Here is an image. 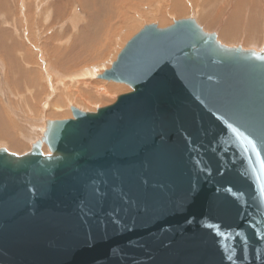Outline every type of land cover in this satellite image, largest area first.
<instances>
[{
    "label": "water",
    "instance_id": "1",
    "mask_svg": "<svg viewBox=\"0 0 264 264\" xmlns=\"http://www.w3.org/2000/svg\"><path fill=\"white\" fill-rule=\"evenodd\" d=\"M39 146L0 150V264H264V54L147 25Z\"/></svg>",
    "mask_w": 264,
    "mask_h": 264
},
{
    "label": "bare ground",
    "instance_id": "2",
    "mask_svg": "<svg viewBox=\"0 0 264 264\" xmlns=\"http://www.w3.org/2000/svg\"><path fill=\"white\" fill-rule=\"evenodd\" d=\"M23 1L25 2L26 6L24 7V9L22 8L21 28L19 27L21 30L18 29V31L17 30L8 31L6 28H4L3 30L2 28L0 29V56L2 60H4V62H2L1 65L3 67V68L1 67L3 69V72L0 71V76L1 74H5V78H7L6 82L8 83V86L10 85L12 87L14 86L18 88V90L17 89L11 90L12 88L9 87V90L16 92L13 93V97H10L11 103H9V99L6 101L7 98L6 95H5L6 97L3 98V101H0V150H6L11 155H14L16 157H21L27 155L35 147L39 146L41 148V152L43 155H51V152L48 149L45 142L49 129L51 128L52 122L58 121V118H62L61 120L73 119V114H72V109H74V106L72 105L73 103L75 106H79L82 108L83 106H81V104L85 105V103H89L88 101L89 99L96 98L98 99V101L99 100L103 101V98L108 97L111 91L123 89V86H126L123 84L121 85L119 83L117 84L115 83L116 85H114V83H111V81H109L107 82L108 85H105L106 87L102 85V87L99 86V88L97 87L91 88L92 86H90L89 82L85 81V79L87 80V78H89V80L90 78L91 79L99 78L100 75H102L106 70H108L106 68L105 71L102 74H100L99 72H97V69L99 70L98 66L100 65L99 64L95 65L97 62L103 59L105 52L107 51L108 44L110 42V38L111 36H113V34L109 36L107 35L108 33L107 30L105 29L107 23L102 22L101 18L104 19L105 14L110 15L111 13L112 14L115 13L118 17V20H116L117 18H115L116 20L115 24L119 26L118 27L119 29L128 21L131 22L130 12L134 11L137 7H139L140 4H143L144 2L147 3V1L149 2V0H122L121 2H123V4L126 3L125 6L123 5L124 10H120L119 8H117V6L113 5L112 11H110V6L112 5V3L114 4V0H107V2H105L104 0L103 1L76 0V2L80 5L81 10L88 12L87 17L91 16L89 18V22H87L86 25L83 27L81 33L78 32L77 34H73V33L67 34L69 31L65 33V30L61 31L60 29V32H57L56 35L53 33L54 35H51L50 37L48 36L45 40L43 39L44 40V41L42 40L43 42L41 41L40 43H36L39 44V46H36L34 43L35 41L33 38V31L31 26V23L33 21L30 16L31 15L30 2L29 0L27 1L23 0ZM68 1L69 0L65 1L66 5ZM237 1H239L240 3L242 2L241 0H237ZM246 1L248 2V0ZM252 1L250 2L252 3ZM250 2H248V5L251 4ZM163 3L164 1L161 2L162 5ZM45 4H48V1L45 2ZM51 4L53 3L50 1V5ZM116 4L118 5V3ZM255 4L256 3L253 4L252 6L253 8L256 7L254 6ZM219 5H218V9H219ZM244 5L245 6L243 8L245 9V7H247V4H245L244 2ZM157 6L155 7L156 10H158ZM171 6L172 7L170 9H173V13L177 15V17H182L183 15H186L185 14L186 9L184 8L183 4H181V1L171 0ZM50 7L52 8V6ZM250 8L251 7H249L248 9ZM156 10L148 12V14L151 15ZM244 12L246 11L244 10ZM72 13L73 14L72 16L70 15L71 17L69 19L71 28L81 24V22L84 19L83 15L77 13V11H72ZM55 14H56L55 16H60L61 11L57 9L55 11ZM160 14L161 17L159 21L163 22L164 15L162 14V10L160 11ZM232 14L229 17L227 24V28H229V30H226L225 26L224 29L222 28V30H219L222 24L220 25L218 22H216L220 26L217 28V34H214L216 36L217 42L229 48H234L232 46L235 45V43L237 42L236 40H238L239 42L240 41L239 37H242L239 36L238 34V30H239L238 24L240 22H242V26L240 24L241 28L246 32L248 31L243 26L245 23H247L244 17L245 14L241 16L237 14H233V15ZM257 16L260 19L259 11L256 7L251 12V17L249 18L251 20H248V22L250 21L249 23L252 22V25L250 24L249 27L250 31H248L250 34L247 32L249 37L246 38V41L250 42L248 47L256 48L259 46L263 49L262 51H264V47L260 45H256L254 40L257 39L258 33L256 34V31H257V27H260L259 23H261V27L264 25V22L262 25L261 19L260 20L258 19L259 21L257 20L256 18ZM200 18H202V20ZM200 18L198 20H201L204 23L203 25L199 21H197V18L196 19L194 18V20L202 28L203 32L207 34V31L209 32L212 29L213 22L215 21L211 20L209 21L210 22L209 23L206 21L208 17H204L206 19H203V17ZM238 18L240 19V21H238ZM235 21H237L238 24L235 23ZM249 23L247 24L249 25ZM209 24L210 26H206ZM102 25L103 26L106 25V26L103 27ZM55 30H57V28ZM48 31L50 30L48 29L46 33H48ZM15 33L17 34L21 33V35L23 36L22 40L19 43L14 38V36L16 35ZM100 34L104 35L105 38L102 37ZM42 35H47V34H42ZM37 36L36 39H38ZM99 38H103L105 43L102 45V48H99L95 51V48L93 47L94 45H92V43H94V41L96 40L98 41ZM23 42L25 43L23 44ZM243 47H245V45H243ZM90 61L92 62L97 61V62L92 66L90 65L88 66L87 63H90ZM102 68L104 67L102 66ZM0 82L3 81L0 80ZM90 88L93 89V91H91ZM19 90L24 91L25 95L21 97V95L18 94L20 92ZM70 90L71 93H69ZM0 91L1 94H6L5 92L6 89L4 90L3 87L0 88ZM61 94H65V95H61ZM19 102L21 104L22 102L27 103L25 105L26 108H22ZM91 102L89 106H91ZM59 103L64 104V107L65 104H67L68 106L67 109L71 114L63 113L65 108L60 106ZM16 106L17 109L15 108ZM83 112L86 111L83 110ZM92 113H94V111ZM50 118H57V119L52 120ZM5 126L7 127L4 128Z\"/></svg>",
    "mask_w": 264,
    "mask_h": 264
},
{
    "label": "rangeland",
    "instance_id": "3",
    "mask_svg": "<svg viewBox=\"0 0 264 264\" xmlns=\"http://www.w3.org/2000/svg\"><path fill=\"white\" fill-rule=\"evenodd\" d=\"M27 1V0H26ZM48 1V4H45V2ZM50 1L53 3L50 5ZM64 1V2H62ZM29 0L30 2V12H31V18H32V23H31V26H32V31H33V38H34V43L36 46H39V44H36V43H40L43 39L45 40L48 36L50 37L51 35H56L57 32H60V29L61 31L65 30V33L67 31H69L67 34H77L78 32L81 33V31L83 30V27L86 25L87 22H89V18L91 16H88L87 17V14L88 12L84 11V10H81V7L80 5L76 2V0H69L67 5L65 4V1L66 0ZM101 1V0H100ZM103 1V0H102ZM105 2H107V0H104ZM120 1V2H119ZM122 0H114V4L112 3V5L110 6V11H112L113 9V5L114 6H117V8H119L120 10H124V7L123 5L125 6L126 3L123 4V2H121ZM156 1V3H155ZM164 1L163 5L161 4V2ZM177 1H181V4H183L184 8L186 9V15H183L182 17H177V15H175L173 13V9H170L172 6H171V0H149V2L147 1L144 2L143 4H140L139 7H137L134 11L130 12L131 14V22L128 21L127 23H125L124 21V25L121 26L119 29H118V25L115 24L116 23V20H118V17L115 13H109L110 15H104V19L101 18L102 22L104 23H107L105 26V29L107 30V35H111L113 34V36H111L110 38V42L108 44V47H107V51L105 52V55L103 57V59L99 62L97 61H90V63H87V65L89 66H92L94 65L96 62L95 65H102L104 68H102V66H98L99 67V70L97 69V72H99L100 74H102L105 69H110L111 65L113 64V62L116 60L119 52L124 48V46L126 45V43L135 35L137 34L142 28H144L145 26L147 25H158L157 27L158 28H166L168 26H171L173 25V23L175 21H178V20H184V19H193L194 18L196 19L197 18V21H199L202 25L204 24L201 20L202 18L200 17H203V19H206L204 17H208L207 18V22L209 21H215L213 22V25H212V29L208 32L207 31V34H217V28L220 26L219 30H222V28L224 29V26H225V29L226 30H229V28H227V24H228V19L229 17L231 16V14H237V15H244L245 19H246V22H248V20H251L249 19L251 17V12L253 11V9H255L257 7L258 11H259V16H260V19H261V22H262V25H263V22H264V0H248V2L252 1V3H256L254 6L256 7H252L253 4L249 3L250 5H248V2L245 0H241L242 2L240 3L239 1L237 0H177ZM72 2V3H71ZM244 2L245 4H247V7H245V9L243 8L245 5H244ZM4 3V4H3ZM116 3L119 4H122V5H117ZM220 5H219V4ZM239 3V4H238ZM116 4V5H115ZM158 4V6H157ZM162 6H161V5ZM222 4V5H221ZM241 4V5H240ZM0 29L2 28V30L4 28H6L8 31H12V30H21V17H22V8L24 9V7L26 6L25 5V2L23 0H0ZM32 5V6H31ZM154 5V6H153ZM214 5V6H213ZM218 5H219V9H218ZM240 5V6H238ZM34 6V7H33ZM52 6V8L50 7ZM65 6V7H64ZM158 7L156 10L155 7ZM222 6V7H220ZM6 7V8H5ZM64 7V8H63ZM112 7V8H111ZM164 9H163V8ZM188 7V8H187ZM215 7V8H214ZM230 7V8H229ZM249 7H251L250 9H248ZM2 8V9H1ZM34 8V9H33ZM161 8V9H160ZM234 8V9H233ZM253 8V9H252ZM59 10L61 11V15L63 13V15L61 16H55V11L56 10ZM77 9V10H76ZM193 9V10H192ZM217 9V10H216ZM246 12H244V10ZM68 10V11H67ZM156 10L155 12H153V14L149 15L148 12H151V11H154ZM162 10V14L164 15V21L161 22L159 21L160 17H161V14H160V11ZM165 10V11H164ZM234 10V11H233ZM21 11V13H20ZM72 11H77V13L83 15L84 19L83 21L81 22V24L77 25L76 27H73L71 28V24H70V17L72 16ZM79 11V12H78ZM85 14H84V12ZM165 13H164V12ZM212 11V12H211ZM217 11V12H216ZM233 11V12H232ZM237 11V12H236ZM195 12V13H194ZM206 12V13H205ZM232 12V13H231ZM250 12V13H249ZM139 14V15H138ZM148 14V16H147ZM191 14V15H190ZM232 14V15H233ZM248 14V15H247ZM38 15V16H37ZM71 15V16H70ZM129 15V16H130ZM197 15V16H196ZM227 15V16H226ZM189 16V17H188ZM224 16V17H223ZM63 17V18H62ZM107 17V18H106ZM112 17V18H111ZM136 17V18H135ZM154 17V18H153ZM184 17V18H183ZM188 17V18H187ZM192 17V18H191ZM109 18V19H108ZM115 18H117L115 20ZM181 18V19H180ZM201 19V20H198V19ZM225 18V19H224ZM241 18V17H240ZM254 18V17H253ZM257 20L259 19V17L257 16L256 17ZM108 19V20H107ZM114 19V20H113ZM136 19V20H135ZM151 19V20H150ZM255 19V18H254ZM259 19V20H260ZM20 20V21H19ZM43 20V21H42ZM110 20V21H109ZM227 20V21H226ZM258 20V21H259ZM100 21V22H101ZM238 21H240V19L238 18ZM242 21V20H241ZM42 22V23H41ZM51 22V23H50ZM111 22V24H110ZM218 22V23H216ZM245 22V21H244ZM14 23V24H13ZM61 23V24H60ZM64 23V24H63ZM69 23V24H68ZM210 23V22H209ZM235 23H237V21H235ZM245 23L243 26L246 28V30L250 31V24L252 25V22L249 23V25ZM20 24V25H19ZM42 24V25H41ZM208 24V23H206ZM224 24V25H223ZM238 24V23H237ZM242 26V22H240L238 24L239 26V30H238V34L239 36H242V37H239L240 41L238 42V40H236L237 42L235 43V45H233L232 47H240L241 49L243 50H246V51H253L255 53H263L264 54V51H262L263 49L261 47H248V45L250 44L249 41H246V38H248V34L245 30H243L241 28ZM55 25V26H54ZM63 25V26H62ZM113 25V27H112ZM260 27H257V31H256V34L258 33L257 35V39H254L255 40V44L256 45H260L262 47H264V25L261 27V23H259ZM10 28H9V27ZM44 26V27H43ZM47 26V27H46ZM54 26V27H52ZM89 26V25H88ZM110 26V27H109ZM116 26V27H114ZM206 26H210L209 25H206ZM20 27V28H19ZM46 27V28H45ZM50 27V28H48ZM52 27V28H51ZM70 27V28H69ZM125 27V28H124ZM131 27V28H130ZM248 27V28H247ZM38 28V29H37ZM57 28V30H55ZM81 28V29H80ZM116 28V29H114ZM5 29V30H6ZM49 29L50 31L47 32V30ZM53 29V30H52ZM112 31H111V30ZM121 29V30H120ZM128 29V30H126ZM44 30H45V33H44ZM55 30V31H54ZM73 30V31H71ZM114 30V31H113ZM218 30V31H219ZM40 32V33H39ZM76 32V33H75ZM114 32V33H113ZM211 32V33H210ZM51 33V34H50ZM54 33V34H53ZM120 33V34H119ZM249 33V32H248ZM16 35L14 36V38L16 39V41L19 43L23 36L20 34H17L15 33ZM42 34H47V35H42ZM117 34V35H115ZM237 34V35H238ZM250 34V33H249ZM39 37H38V36ZM102 37H104V35L100 34ZM35 36V37H34ZM36 36L38 39H36ZM100 36V37H101ZM42 37V39H41ZM105 38V37H104ZM261 38V39H260ZM228 39V38H227ZM236 39V38H235ZM242 39V40H241ZM43 40V41H44ZM106 40V39H105ZM37 41V42H36ZM42 41V42H43ZM103 41V42H102ZM79 42V41H78ZM76 42V43H78ZM102 42V43H101ZM226 42V41H225ZM242 42V43H241ZM25 42H23L24 44ZM105 43V41L103 40V38H99V40L97 41H94V43H92V45H94L93 47L95 48V51L99 48H102V45ZM107 43V41H106ZM239 44V45H238ZM247 44V45H246ZM243 45H245V47H243ZM117 48V49H116ZM1 58V56H0ZM106 61H105V60ZM2 60V58L0 59ZM2 62H4V60L0 61V71L3 72V67L1 66L2 65ZM2 67V68H1ZM97 67V68H98ZM5 72V71H4ZM4 79V80H2ZM6 79L5 78V74H1L0 76V80L3 81V82H0V88L3 87V89L5 90L6 89V94H1L0 93V101H3V98L7 96L6 98V101L9 99V103H11V100H10V97H13V93H16L14 91H11V90H18L17 87H12V86H8V83L6 82ZM86 82H89L90 86H92L91 88H99L105 85H108L107 80H103V79H100V78H94V79H91L89 80V78H87V80L85 79ZM6 83V84H5ZM111 83H114V85H116L117 83L116 82H112ZM116 83V84H115ZM5 84V85H3ZM121 84V83H119ZM122 85V84H121ZM125 85V84H123ZM6 86V88H5ZM9 87L12 88L11 90H9ZM106 87V86H105ZM126 87V88H125ZM71 88V87H70ZM91 91H93V89H91ZM8 89V90H7ZM88 89V88H87ZM20 91V90H19ZM60 91V90H59ZM86 91V90H85ZM131 91V88L129 86H123V89H118V90H114V91H111L109 93V96L106 97V98H103V101H98V99H89V103H85L84 104H81V106H83L82 108L79 107V106H75L74 103L72 104L74 106V109H77V110H80L83 112L86 111V112H96L97 109L99 108H102V107H105V106H108V105H111L113 104L115 101H116V98L119 96V95H122V94H126L128 92ZM1 92V91H0ZM9 92V93H8ZM4 93V92H3ZM71 93V90L70 92ZM19 95L24 96V91H20L18 93ZM6 95V96H5ZM61 95H65V94H61ZM9 96V97H8ZM94 100V101H93ZM19 101V100H18ZM67 101V100H66ZM93 101V102H91ZM90 102H91V106L90 105ZM20 103V102H19ZM24 103V104H23ZM21 104V103H20ZM27 103L25 102H22L21 106L22 108H26V105ZM29 104V103H28ZM93 104V105H92ZM60 106L64 107V104L62 103H59ZM31 106V104H30ZM89 106V107H87ZM67 104H65V110L63 113H69L68 109H67ZM86 107V108H85ZM17 109V106L15 107ZM15 109V110H16ZM86 109V110H85ZM90 111H89V110ZM18 111V110H17ZM67 111V112H66ZM71 114V113H69ZM52 120H55L57 118H50ZM62 118H58V120H61ZM7 122V121H6ZM8 123V122H7ZM9 124V123H8ZM7 126H5L4 128H6ZM40 137V135H39Z\"/></svg>",
    "mask_w": 264,
    "mask_h": 264
}]
</instances>
